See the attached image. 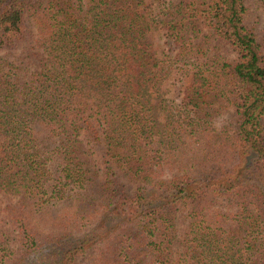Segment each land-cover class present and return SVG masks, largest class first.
<instances>
[{
	"label": "trees",
	"instance_id": "16d2710c",
	"mask_svg": "<svg viewBox=\"0 0 264 264\" xmlns=\"http://www.w3.org/2000/svg\"><path fill=\"white\" fill-rule=\"evenodd\" d=\"M246 13V0H0V199L16 202L0 264H80L97 249V264H264V52ZM31 39L32 72L11 60ZM217 104L234 108L233 155L200 162L194 146L219 147ZM94 143L134 191L113 188L112 166L92 191ZM58 205L97 219L88 238L38 233L33 219Z\"/></svg>",
	"mask_w": 264,
	"mask_h": 264
},
{
	"label": "rangeland",
	"instance_id": "374dc122",
	"mask_svg": "<svg viewBox=\"0 0 264 264\" xmlns=\"http://www.w3.org/2000/svg\"><path fill=\"white\" fill-rule=\"evenodd\" d=\"M247 13L245 17L246 26L251 29L257 38V40L263 45L264 52V0H246ZM30 20L26 22V27L28 32L31 30ZM30 34V33H29ZM158 44L164 48L165 41L163 37H156ZM32 40V39H31ZM213 52H217L222 56H230V50L225 44H218V42L213 39ZM38 52H41L40 49L36 48L33 40L25 45H23L19 50L12 52L11 60L15 62L16 65L21 64L22 68L30 69L29 71H36L39 68V59L42 55L36 56ZM35 53V56L33 55ZM28 58H31V61L28 62ZM219 108V112L217 113L216 122L213 126V131L215 130V135H218V144L219 147L214 151V155L207 156V152L200 150V148H196L194 146L193 151L190 152L189 156H199L198 161L204 156L208 158H216L218 162H224V158L222 156L224 154L228 155L227 157L231 160L233 152L231 149H226L228 146V138L234 134L236 129V119L233 115L234 108L232 107H220L218 104L216 105ZM225 147V150L223 151ZM87 150L90 151V156H88V161L92 170L90 175L91 180L96 182L95 188L92 191H96L101 186L104 185L106 180L110 181V178L115 180L114 176H108V166L113 167V172L118 175L119 184L115 183L113 188L117 190V192H132L137 188V184L130 180L126 174V170L122 167H119L115 164L111 156H116L113 151H110L104 144H90L86 147ZM109 152V154H108ZM226 157V158H227ZM110 160V163H108ZM202 162V160L200 161ZM113 185V184H111ZM92 184H90L89 188L91 189ZM100 186V187H98ZM237 200L235 198H221L217 199L216 209H220L222 211H227L232 209L233 211L237 210ZM16 202H12L10 199L2 198L0 199V216L2 218L1 226L4 227L5 230L10 228L11 217H12V208ZM182 214L177 215V219L175 220L177 234L180 237L183 228H185V224L183 223ZM96 220L93 217H85L83 215L77 214L75 208L70 207L69 205H58L55 206L50 213L46 215L45 218L42 219H33V224L37 227L38 233L42 235H48L50 233L58 234L61 236V241L63 243L70 242L76 243L77 240L83 239L85 236L88 238L89 233L95 228ZM16 232L13 231V237L16 236ZM67 238L70 241H67ZM13 250L16 251L18 249V242L13 243ZM104 247V244L101 245ZM99 249L90 251L84 258L80 259V264H97V258L100 254ZM180 251V249H179ZM102 255L100 256V258Z\"/></svg>",
	"mask_w": 264,
	"mask_h": 264
}]
</instances>
